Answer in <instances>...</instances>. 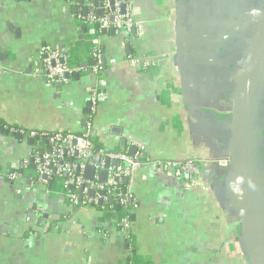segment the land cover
<instances>
[{
  "label": "crops",
  "instance_id": "0c3cea01",
  "mask_svg": "<svg viewBox=\"0 0 264 264\" xmlns=\"http://www.w3.org/2000/svg\"><path fill=\"white\" fill-rule=\"evenodd\" d=\"M80 15L73 0H0V264H250L230 152L264 0H134L130 33L89 32ZM44 45L87 69L99 46L105 71L51 86ZM98 86L104 99L92 113ZM88 116L98 148L144 153L124 183L137 204L128 230L118 224L124 210L73 206L62 181L34 180V165L22 164L36 140L4 129L80 135ZM185 161L201 167L195 189L163 167Z\"/></svg>",
  "mask_w": 264,
  "mask_h": 264
},
{
  "label": "built area",
  "instance_id": "2783aa9c",
  "mask_svg": "<svg viewBox=\"0 0 264 264\" xmlns=\"http://www.w3.org/2000/svg\"><path fill=\"white\" fill-rule=\"evenodd\" d=\"M74 5L87 8V15H80L81 23L89 32L116 31L130 33L138 27L134 18V0H73ZM124 7V12L122 8ZM102 11V16L98 14ZM40 57L44 64V75L51 86L65 84L77 73L91 72L97 76L105 71L104 52L97 46L91 54L93 65L87 69L83 66L74 65L65 49L44 45L40 48ZM132 64L150 69L155 62L148 58H133ZM100 86L105 84L103 78H99ZM92 90L91 104L92 113L104 99L102 87ZM7 128V127H5ZM30 139H36L30 156L23 162L22 169H28L30 165L35 167V177L39 184H49L51 181H62L65 195L73 206L96 207L108 213H115L114 206L108 200H115V204L123 207L125 216L118 222L122 230L130 227L131 210L137 207L130 194L122 192L120 182L129 178L141 163L144 157L143 151L135 156L120 152H112L100 149L94 142L95 131L92 117L88 116L85 121V129L82 134L75 135L69 132H57L53 134L38 133L11 129ZM107 162L110 165L106 167ZM117 163V164H114ZM89 167L94 169L93 178L87 177ZM166 173L178 179H186L191 188H197L201 184V167L194 161L169 162L164 164ZM107 172V180L102 179V173ZM20 177L18 172L11 173L8 178L15 181ZM80 190V193L72 189ZM94 192V196H91ZM127 264H134L129 261Z\"/></svg>",
  "mask_w": 264,
  "mask_h": 264
},
{
  "label": "water",
  "instance_id": "95a60500",
  "mask_svg": "<svg viewBox=\"0 0 264 264\" xmlns=\"http://www.w3.org/2000/svg\"><path fill=\"white\" fill-rule=\"evenodd\" d=\"M87 12L88 9L84 8L83 14L87 15ZM98 14L102 16V11ZM260 30L255 50L240 81L235 110L236 141L230 152L236 186L231 196L238 203V234L250 264H264V206L259 202L263 182L258 176L260 167L264 168V149H260L261 132L264 129V25ZM111 33L115 34L116 31L112 30ZM66 78L72 77L67 75ZM73 78L78 79V76ZM262 136L264 138V134ZM135 150L131 155H135ZM109 165L110 162H107L106 167ZM86 175L93 178L94 169L89 167ZM102 179L107 180L106 171L102 173ZM124 183L128 184L129 178H125ZM94 194L91 192L90 195Z\"/></svg>",
  "mask_w": 264,
  "mask_h": 264
},
{
  "label": "trees",
  "instance_id": "16d2710c",
  "mask_svg": "<svg viewBox=\"0 0 264 264\" xmlns=\"http://www.w3.org/2000/svg\"><path fill=\"white\" fill-rule=\"evenodd\" d=\"M4 129L7 130L8 132L12 133V134L15 135V136H19L18 133H14V132H12L11 129L8 128V127H7V128L4 127ZM38 138H39V137H38ZM38 138H35L34 140H36V139H38ZM119 184H120V187H121V189H122V192H127V186L124 184V182L122 181V182H120ZM72 190H73L74 192L76 191L74 188H73ZM76 193L79 194V193H80V190H77ZM108 202H109V204H112V205L114 206V209H115V210H119V211L124 210L123 207L121 208V207H119L118 205L115 204V200H113V199H112V200L109 199Z\"/></svg>",
  "mask_w": 264,
  "mask_h": 264
},
{
  "label": "flooded vegetation",
  "instance_id": "af4514ba",
  "mask_svg": "<svg viewBox=\"0 0 264 264\" xmlns=\"http://www.w3.org/2000/svg\"><path fill=\"white\" fill-rule=\"evenodd\" d=\"M262 134H261V139H260V142H261V145H262V147H260V149H264V138H263V134H264V129L262 128V132H261ZM261 169L259 170L260 172H259V174H258V176H259V178H261L260 179V181H262L263 183L261 184L262 186V192H261V194L259 195V202H261V205H263L264 206V168H262V167H260Z\"/></svg>",
  "mask_w": 264,
  "mask_h": 264
},
{
  "label": "bare ground",
  "instance_id": "6f19581e",
  "mask_svg": "<svg viewBox=\"0 0 264 264\" xmlns=\"http://www.w3.org/2000/svg\"><path fill=\"white\" fill-rule=\"evenodd\" d=\"M130 183V182H129Z\"/></svg>",
  "mask_w": 264,
  "mask_h": 264
}]
</instances>
